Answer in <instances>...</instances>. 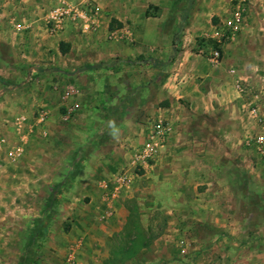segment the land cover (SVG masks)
<instances>
[{
	"label": "crops",
	"instance_id": "1",
	"mask_svg": "<svg viewBox=\"0 0 264 264\" xmlns=\"http://www.w3.org/2000/svg\"><path fill=\"white\" fill-rule=\"evenodd\" d=\"M250 3L231 33L229 0H187L171 24L178 3L0 0V264H105L133 217L154 239L121 264H264V128L250 112L264 121V0ZM62 4L96 15L52 33ZM25 76L47 77L50 97L60 77L81 111L20 121L42 103L9 79ZM158 117L165 143L109 196L100 183L133 171Z\"/></svg>",
	"mask_w": 264,
	"mask_h": 264
},
{
	"label": "built area",
	"instance_id": "2",
	"mask_svg": "<svg viewBox=\"0 0 264 264\" xmlns=\"http://www.w3.org/2000/svg\"><path fill=\"white\" fill-rule=\"evenodd\" d=\"M239 4L244 2L245 0H238ZM246 10L243 6L237 5L234 10L231 18L228 20V26L231 30V33H234L240 27L242 21L245 18ZM96 15L95 8L82 9L76 5L71 4H62L61 6L54 8L48 14V22L50 23V31L52 33L56 32L61 25L63 24L65 19H80L86 20L87 22H91ZM219 58L218 51H212L211 59L217 62ZM234 72V70H231ZM236 87L239 90H242V84L237 80ZM250 112L253 116L257 118L259 122H261V127L264 128V121L262 118L257 115L256 107H252ZM45 116L40 113L38 117V121L42 122ZM19 120H24V116H20ZM171 131V125L169 122L163 120L158 117L151 121L150 123V131L145 139V141L134 149L131 157V163L133 167V171L129 173L126 170H123L117 173L113 179L111 185L108 181H103L100 183V186L107 191L109 196H112L115 193H119L123 188L128 186L133 178V175L136 172V169L143 167L145 164L153 160L159 152L160 147L165 143L166 137ZM254 142L260 145V153L264 157V136H257V138H253ZM178 246L181 251L187 250L189 244L184 238L178 239Z\"/></svg>",
	"mask_w": 264,
	"mask_h": 264
},
{
	"label": "rangeland",
	"instance_id": "3",
	"mask_svg": "<svg viewBox=\"0 0 264 264\" xmlns=\"http://www.w3.org/2000/svg\"><path fill=\"white\" fill-rule=\"evenodd\" d=\"M161 3H178V5H175V8H173V11L171 13H168L167 15V24L173 23L176 18L177 14L175 12V9H180L182 6H184L187 3V0H158ZM253 0H245L244 2H241L239 4L238 0H229L230 4V9L228 12V16H232L234 10L236 9L237 5L243 6L245 10L247 11L249 9V5L251 4L250 2ZM151 11L147 13L151 14H156L158 11V6L155 4L151 5ZM247 15V12L245 16ZM115 30V29H114ZM127 30V29H126ZM128 31V30H127ZM182 32L178 35H180ZM120 36H127L126 33H118ZM117 35V36H118ZM2 54H8V51L6 50L5 47H2L1 49ZM63 75V74H62ZM12 82H22L21 83V89L25 91V95L28 97L29 100H31L32 96H36V98H39V100L42 102L41 104H37L36 101L34 104H24L23 107V112L21 113L22 116L24 117H30L33 119H38L40 113H42L46 119L52 112L57 111L59 114L64 117L67 115L68 117L72 115H77L81 109H80V104H77L75 97L79 94L78 92H70L68 89L70 88V85L68 83H63L61 81V78H57L56 87L54 88L55 95H52L51 97L49 96V93L46 92V82H47V77L46 78H33V77H16V78H10ZM42 79V80H41ZM68 100H72L74 104H66ZM152 225V224H151ZM115 239V238H114ZM150 239L149 244L153 241L154 237L147 238ZM114 241V240H113ZM75 244V243H74ZM152 255V254H151ZM148 254L147 258L151 259L152 256Z\"/></svg>",
	"mask_w": 264,
	"mask_h": 264
},
{
	"label": "trees",
	"instance_id": "4",
	"mask_svg": "<svg viewBox=\"0 0 264 264\" xmlns=\"http://www.w3.org/2000/svg\"><path fill=\"white\" fill-rule=\"evenodd\" d=\"M183 14L182 21H184ZM182 28V24L179 25L178 31ZM178 39V34H175V41ZM159 62L153 60V65H158ZM101 64L93 65H83L77 68L78 71L91 70L96 67H99ZM0 82L4 83L5 81L0 77ZM144 229L141 224L134 218L129 220V223L125 227L124 232L119 233L118 236H115L113 244L109 250V256L105 260V264H121L127 259L133 257L138 253L141 247L147 246L150 242V239H147Z\"/></svg>",
	"mask_w": 264,
	"mask_h": 264
}]
</instances>
